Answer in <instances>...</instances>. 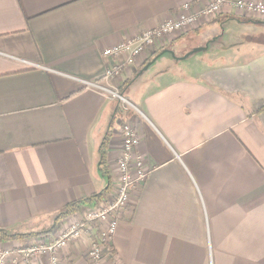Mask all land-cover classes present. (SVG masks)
<instances>
[{
	"label": "crops",
	"instance_id": "0c3cea01",
	"mask_svg": "<svg viewBox=\"0 0 264 264\" xmlns=\"http://www.w3.org/2000/svg\"><path fill=\"white\" fill-rule=\"evenodd\" d=\"M212 1L0 0V230L43 234L68 204L108 186L85 207L109 198L121 118L146 178L105 264H264V52L245 45L188 62L218 42L223 20L260 21L224 7L145 48L109 82L135 112L117 114L87 87L118 62L103 50ZM105 137L109 183L98 166ZM89 235L62 262L86 264Z\"/></svg>",
	"mask_w": 264,
	"mask_h": 264
},
{
	"label": "built area",
	"instance_id": "2783aa9c",
	"mask_svg": "<svg viewBox=\"0 0 264 264\" xmlns=\"http://www.w3.org/2000/svg\"><path fill=\"white\" fill-rule=\"evenodd\" d=\"M224 7L247 14L252 19L264 22V4L257 0H213L192 12L190 6H182V12L174 21H167L158 28L143 32L120 44L102 51V58L118 62L106 70L102 83H90L87 87L96 90L111 100L128 104L109 84L123 69L133 65L145 48L167 38L182 36L191 31L201 20H212ZM120 127L121 148L116 161L117 183L109 198L97 201L93 207H81L63 219L52 239H38L32 243L26 239L15 241L8 246L0 244V264H67L61 257L77 243L83 235L90 234L91 240L86 251V264H105L108 247L118 225V216L127 208L130 195L146 178V170L140 160H134L133 152L138 144L135 129L121 118L115 120ZM133 162V164H132ZM71 260V259H70Z\"/></svg>",
	"mask_w": 264,
	"mask_h": 264
},
{
	"label": "rangeland",
	"instance_id": "374dc122",
	"mask_svg": "<svg viewBox=\"0 0 264 264\" xmlns=\"http://www.w3.org/2000/svg\"><path fill=\"white\" fill-rule=\"evenodd\" d=\"M224 29H223V28ZM218 34L221 35L218 38L217 43H211L209 45V48L206 49V44H204V49L205 52L199 53L194 55L192 58L188 60V62H192L198 56H203V60H210V55L213 52L220 53V52H225V50H235L241 48V46H250L252 49H256V51L264 52V26L260 22L257 21H239V20H223L221 25L218 24ZM184 35V34H183ZM255 51V52H256ZM232 54V53H230ZM230 54L228 53H222L220 54V57L227 58ZM256 53H251L250 55H255ZM234 56V55H230ZM121 97L128 103L124 104L120 100H113V106H119L118 108L122 110H130L135 112V110L132 108V102L130 98L125 95L124 91L120 93ZM60 225V224H59ZM59 228V226H58ZM58 228L55 230L54 234L47 237H39L38 239H52L53 236L56 234V231ZM20 234V233H19ZM38 239H26L28 242L32 243Z\"/></svg>",
	"mask_w": 264,
	"mask_h": 264
},
{
	"label": "trees",
	"instance_id": "16d2710c",
	"mask_svg": "<svg viewBox=\"0 0 264 264\" xmlns=\"http://www.w3.org/2000/svg\"><path fill=\"white\" fill-rule=\"evenodd\" d=\"M116 113L120 114L122 112V110L118 107H116ZM116 117V116H115ZM107 138L109 137V135L107 134L106 136ZM105 137V139H103L102 143H101V147H100V151H99V170L101 172V174L106 178L107 182L109 183L110 177L109 174L107 172V168H106V142H107V138ZM109 189V186L107 187L106 190ZM105 191H102L100 193L94 194L92 195V197H88L85 199H81L77 202H74L72 204H68L62 211H60L56 216H55V224L53 225V227L51 228V230H49L48 232H44L43 234H27V235H23V234H19L17 232H13V231H6L4 230H0V244L3 243H8L11 241H20L23 239H38L39 237L43 238V237H49L51 235L54 234L55 230L58 228L59 224L61 223V221L63 219H65L67 216H69L70 214L76 212L77 210H79L81 207L85 206L86 204H90L91 202H93L94 200H97L98 198L102 197L105 194Z\"/></svg>",
	"mask_w": 264,
	"mask_h": 264
}]
</instances>
